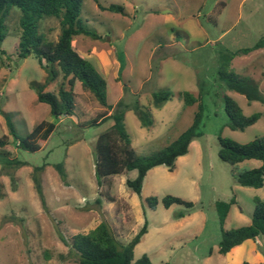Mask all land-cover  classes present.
<instances>
[{
    "label": "rangeland",
    "instance_id": "374dc122",
    "mask_svg": "<svg viewBox=\"0 0 264 264\" xmlns=\"http://www.w3.org/2000/svg\"><path fill=\"white\" fill-rule=\"evenodd\" d=\"M98 1L104 7L120 6L124 14L101 11L93 0H83L79 20L100 39L79 35L72 46L105 79L108 105L124 100L132 107L137 102L151 113L150 129L141 127L134 111L125 114L135 154L151 156L191 126L197 104L184 107L178 97L182 92L200 95L202 136L176 160L173 172L165 167L150 170L140 195L126 187L127 180L136 179V171L110 177L98 187L94 147L112 123L87 125L110 111L80 83L74 88L73 117L56 119L47 105L37 102L29 85L43 84L47 71L34 56L16 59L21 13L12 8L1 45L7 55L0 58V140L5 143L0 147V264H77V255L62 239L88 234L101 223L108 225L120 245L128 244L147 223V233L134 249V262L146 255L152 264H264V236L244 242L226 256L217 253L222 230L250 225L254 198L264 200V188H245L235 181L237 175L260 167V162L230 166L218 157V137L244 145L264 136V115L244 132L227 127L224 97L233 99L245 116L264 114V108L228 92L218 76L224 55L252 47L264 37V0ZM37 26L45 42H55L60 35V20L54 17H43ZM230 68L253 80L264 96V50L234 58ZM60 86L69 88L61 75L45 91L56 94ZM163 90L174 97L156 110L152 96ZM6 115L20 138L43 121L54 123L56 130L40 151H19ZM58 164H63L65 182L55 169ZM167 196L190 202L193 208L165 209L162 200ZM152 198L157 204L149 206ZM232 198L236 205L221 226L216 204Z\"/></svg>",
    "mask_w": 264,
    "mask_h": 264
},
{
    "label": "trees",
    "instance_id": "16d2710c",
    "mask_svg": "<svg viewBox=\"0 0 264 264\" xmlns=\"http://www.w3.org/2000/svg\"><path fill=\"white\" fill-rule=\"evenodd\" d=\"M101 11L124 14L120 6L109 5L104 7L98 0H93ZM83 0H0V58L6 56L1 45L7 37L5 21L12 8L20 11L19 19L20 37L15 57L18 60L34 56L39 64L47 71V77L43 84L32 83L29 85L36 94L38 103L49 107L50 113L56 119L58 117L74 116V88L80 83L81 88L89 93L103 108L109 109L110 114L103 116L99 121L90 122L89 126L102 125L111 121V126L101 133L95 143L94 175L97 186L100 187L104 180L120 176L127 172L136 171L137 177L133 181H126V187L134 194L140 195L143 181L147 173L157 167H165L168 172L175 169L176 160L187 155L190 144L202 136V106L200 95L193 96L188 92L178 95L184 107L197 104V111L193 117L191 126L184 131L172 144L161 151L148 156L139 157L131 146L124 119L125 114L132 110L136 113L142 128L150 129L153 126L152 115L149 111H143L135 102L132 107L124 100H120L114 107L107 104V84L95 65L80 56L73 48L74 37L83 35L92 40H99L100 36L85 29L79 20ZM43 17H54L60 20V35L55 42H45L38 36L37 25ZM264 50V37L249 48L240 49L234 53L224 55L218 69V76L228 92L243 96L248 103L257 102L264 108V96L260 93L257 84L246 77H240L231 70V63L236 57H245L249 54ZM61 75L66 81L68 90L60 86L57 93L46 92V88L54 83ZM174 94L170 91H159L152 96V105L160 110L164 104L170 102ZM224 111L227 117V127L231 131L244 132L247 128L255 125L262 113L245 116L239 105L230 97H224ZM9 134L14 139L19 151L36 153L46 144L50 135L56 130V125L50 122H41L24 138H20L12 125L9 115L5 116ZM218 157L221 162L235 166L245 161H258L260 167L245 171L237 175L236 183L245 188H264V136L255 138L253 141L240 145L232 140L218 137ZM5 143L0 140V147ZM20 166L21 163H16ZM61 180L65 182L66 174L63 164L55 166ZM42 168H35L40 171ZM34 187L45 208V200L37 177L34 176ZM148 205H156L155 198L149 199ZM254 211L250 225L236 230L221 232V239L217 253L226 256L230 251L242 245L246 241H255L264 236V200L254 198ZM165 209L173 205H179L186 210H191L193 204L179 198L167 196L162 200ZM236 205L232 198L228 203H217L216 210L219 222L222 226L230 211L231 206ZM183 218V215H179ZM147 233V223L126 245H120L106 223L99 224L88 234H77L69 241L64 239V244L77 255V264H152L150 259L143 255L134 262V249L140 243L141 238ZM212 253H210L211 255ZM250 264V263H243Z\"/></svg>",
    "mask_w": 264,
    "mask_h": 264
}]
</instances>
